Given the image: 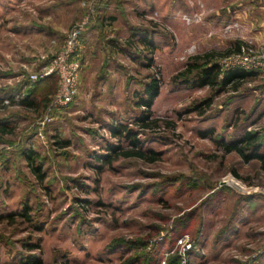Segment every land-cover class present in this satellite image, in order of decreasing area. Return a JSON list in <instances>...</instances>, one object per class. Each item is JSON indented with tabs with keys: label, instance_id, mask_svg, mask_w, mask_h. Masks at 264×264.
Instances as JSON below:
<instances>
[{
	"label": "rangeland",
	"instance_id": "374dc122",
	"mask_svg": "<svg viewBox=\"0 0 264 264\" xmlns=\"http://www.w3.org/2000/svg\"><path fill=\"white\" fill-rule=\"evenodd\" d=\"M81 22L59 107L30 76ZM249 132L264 153V0H0V264H264V168L225 148Z\"/></svg>",
	"mask_w": 264,
	"mask_h": 264
},
{
	"label": "built area",
	"instance_id": "2783aa9c",
	"mask_svg": "<svg viewBox=\"0 0 264 264\" xmlns=\"http://www.w3.org/2000/svg\"><path fill=\"white\" fill-rule=\"evenodd\" d=\"M184 20L189 22L187 17H184ZM85 25L86 22L74 25L68 32L60 53L53 59L49 68L45 69L44 72L39 75L30 76L31 80H36L37 78L43 79L50 74L56 75L58 86L54 101L59 107L71 104L77 95V84L83 51L81 35L85 31ZM242 56V54H238L237 56H232V58H237L236 60H238L243 68H248L247 66L251 62ZM4 104L7 105L8 101L5 100ZM229 182L235 186H239L238 183H234L230 180H225L222 184L226 185V183Z\"/></svg>",
	"mask_w": 264,
	"mask_h": 264
},
{
	"label": "trees",
	"instance_id": "16d2710c",
	"mask_svg": "<svg viewBox=\"0 0 264 264\" xmlns=\"http://www.w3.org/2000/svg\"><path fill=\"white\" fill-rule=\"evenodd\" d=\"M206 58H208L209 56L206 55ZM196 59V58H195ZM196 71V70H200V72L197 74L201 85H207V84H211L213 83L214 79H216L217 74L216 72L217 67L215 66V69L212 68H202L201 64H196L194 63H188V70L189 72L191 71ZM213 70L214 75H213V80L212 78H210V73H212L211 71ZM245 74L242 72H235V71H231V72H227V74L225 75V78L223 80V84L225 83H230L235 79H241L244 78ZM53 78H55V76H53ZM158 95V82L154 79L151 78V81L144 87L143 89V96H140L139 100H137L138 106L143 105L145 107H151L153 100L157 97ZM32 96L30 97H26L21 99L22 104L26 105V106H31L33 105L32 100L31 99ZM143 119V118H140ZM2 131V130H1ZM117 134H122V131H120V128H116L115 131ZM124 134V132H123ZM132 133L131 132H125L124 134V138L130 140L132 137ZM132 145L136 144L135 140H131ZM256 143H257V136L254 133H246L244 135V138H242V140L238 143H230L228 144L225 148L228 152L231 151H235L237 152L245 161H250L252 159H257L258 161H260L261 166L264 168V153H259L258 152V147H256ZM241 144L245 147V145H247V148L251 149V153L249 154H245L244 149L245 148H241ZM27 159L29 161L32 160V158L27 155L26 156ZM109 156H104V158H108ZM124 157H143L142 153L140 151H136V152H126L124 154ZM34 171L36 172L37 175H39L40 170H38V168H35ZM33 261V260H32ZM36 262H32V264H35Z\"/></svg>",
	"mask_w": 264,
	"mask_h": 264
}]
</instances>
